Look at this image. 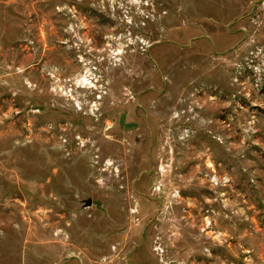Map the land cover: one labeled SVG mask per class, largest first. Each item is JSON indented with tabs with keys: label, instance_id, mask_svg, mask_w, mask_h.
Instances as JSON below:
<instances>
[{
	"label": "rangeland",
	"instance_id": "rangeland-1",
	"mask_svg": "<svg viewBox=\"0 0 264 264\" xmlns=\"http://www.w3.org/2000/svg\"><path fill=\"white\" fill-rule=\"evenodd\" d=\"M0 264H264V0H0Z\"/></svg>",
	"mask_w": 264,
	"mask_h": 264
}]
</instances>
